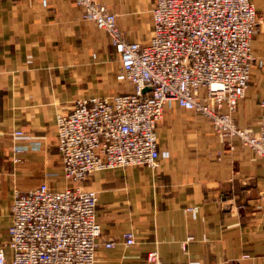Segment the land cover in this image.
<instances>
[{"label": "crops", "instance_id": "0c3cea01", "mask_svg": "<svg viewBox=\"0 0 264 264\" xmlns=\"http://www.w3.org/2000/svg\"><path fill=\"white\" fill-rule=\"evenodd\" d=\"M96 1L117 15L129 43L151 41L156 0ZM250 1L261 23L252 79L234 118L256 131L264 97V0ZM121 69L109 36L83 19L74 0H0V249L9 260L15 191L71 186L58 116L71 113L78 99L132 94ZM158 137L170 158L156 168L100 171L84 184L98 193L101 240L116 243L100 249L96 264H147L155 250L166 263L264 264V161L238 141L230 149L207 119L176 104L166 110ZM126 232L135 234V246L124 244Z\"/></svg>", "mask_w": 264, "mask_h": 264}, {"label": "built area", "instance_id": "2783aa9c", "mask_svg": "<svg viewBox=\"0 0 264 264\" xmlns=\"http://www.w3.org/2000/svg\"><path fill=\"white\" fill-rule=\"evenodd\" d=\"M74 1L83 19L109 36L121 61L120 78L134 92L78 99L71 113L58 116L64 178L71 186L56 191L44 183L15 191L7 245L12 258L0 249V264H96L101 248H114V241L101 240L98 193L84 184L96 172L156 168L169 159L159 148L158 128L175 104L207 119L230 149L238 141L264 161V97L258 130L242 128L234 118L252 79V46L261 23L250 0H156L154 35L145 45L129 43L117 15L96 0ZM123 240L126 247L136 245L133 232ZM146 260L194 264L166 263L157 250Z\"/></svg>", "mask_w": 264, "mask_h": 264}]
</instances>
